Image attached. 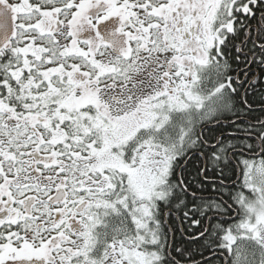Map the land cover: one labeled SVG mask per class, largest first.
Segmentation results:
<instances>
[{
  "label": "snow or ice",
  "instance_id": "snow-or-ice-1",
  "mask_svg": "<svg viewBox=\"0 0 264 264\" xmlns=\"http://www.w3.org/2000/svg\"><path fill=\"white\" fill-rule=\"evenodd\" d=\"M0 264H264V0H0Z\"/></svg>",
  "mask_w": 264,
  "mask_h": 264
},
{
  "label": "trees",
  "instance_id": "trees-1",
  "mask_svg": "<svg viewBox=\"0 0 264 264\" xmlns=\"http://www.w3.org/2000/svg\"><path fill=\"white\" fill-rule=\"evenodd\" d=\"M247 194V193H246Z\"/></svg>",
  "mask_w": 264,
  "mask_h": 264
}]
</instances>
